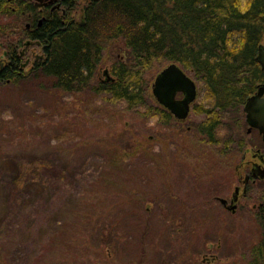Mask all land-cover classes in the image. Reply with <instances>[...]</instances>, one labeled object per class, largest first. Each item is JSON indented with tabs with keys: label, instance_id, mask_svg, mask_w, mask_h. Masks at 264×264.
Here are the masks:
<instances>
[{
	"label": "rangeland",
	"instance_id": "obj_1",
	"mask_svg": "<svg viewBox=\"0 0 264 264\" xmlns=\"http://www.w3.org/2000/svg\"><path fill=\"white\" fill-rule=\"evenodd\" d=\"M12 18L0 15V23ZM127 53L120 40L104 43L91 82L106 78L104 69L111 75L113 62ZM160 67L146 76L147 104L130 110L94 91L53 95L38 69L0 84L6 264H248L259 238L252 205L264 184L250 186L235 213L214 196L229 197L237 183L238 140L247 144L259 135L246 133L244 111L240 125L222 113L217 143L203 147L208 165L202 162L193 136L205 117L200 108L211 105L202 81L187 72L197 96L185 121L142 114L159 105L150 83ZM182 135L195 140L189 151L178 141ZM88 212L96 214L89 224Z\"/></svg>",
	"mask_w": 264,
	"mask_h": 264
},
{
	"label": "trees",
	"instance_id": "obj_2",
	"mask_svg": "<svg viewBox=\"0 0 264 264\" xmlns=\"http://www.w3.org/2000/svg\"><path fill=\"white\" fill-rule=\"evenodd\" d=\"M7 4L0 0V13L9 12ZM84 16L83 25L49 35L46 60L37 69L51 83L52 94L94 91L108 94L103 96L108 103L123 101L124 110L135 109L147 104L146 76L155 66L176 62L203 82L211 101L200 108L205 117L193 131L200 143L198 158L208 165L203 147L217 143L221 114H231L234 125H240L245 99L264 83V69L256 59L264 42V0H94L85 6ZM111 40L122 41L128 53L113 62L112 80L94 84L104 43ZM142 114H155L165 123L174 120L162 105H149ZM194 139L182 135L178 141L189 151ZM88 213L89 224L96 214ZM254 215L259 238L250 248L248 264H264V204ZM4 261L0 250V264Z\"/></svg>",
	"mask_w": 264,
	"mask_h": 264
},
{
	"label": "flooded vegetation",
	"instance_id": "obj_3",
	"mask_svg": "<svg viewBox=\"0 0 264 264\" xmlns=\"http://www.w3.org/2000/svg\"><path fill=\"white\" fill-rule=\"evenodd\" d=\"M7 1L9 4L6 8L9 12L0 15L7 17L11 15L13 18L9 22L4 20L0 23V84L24 78L39 68L47 57L49 35L72 25H83L85 6L94 0ZM79 4L84 5L79 6L80 19L77 20L75 12ZM181 96V93L177 94V97ZM172 118L177 122L186 120H177L173 115ZM245 123L246 133L255 130L259 139L251 140L247 144L241 139L238 140L237 149L240 151V157L234 167L237 183L229 197L214 196L222 208L231 213H235L241 206L242 199L250 193V186L257 182L264 184V140L257 128L249 129L246 120ZM259 197L261 201L258 205L256 203L252 205L257 211L264 204V185ZM219 198H224L225 201L221 202Z\"/></svg>",
	"mask_w": 264,
	"mask_h": 264
},
{
	"label": "water",
	"instance_id": "obj_4",
	"mask_svg": "<svg viewBox=\"0 0 264 264\" xmlns=\"http://www.w3.org/2000/svg\"><path fill=\"white\" fill-rule=\"evenodd\" d=\"M256 59L264 69V42L258 47ZM107 80L113 77L108 69H104ZM150 89L155 100L166 108L177 120H185L189 114L191 104L197 96L195 80L176 62H169L154 76ZM181 93V97L177 94ZM243 111L245 120L251 127L259 130L264 140V83H259L255 92L244 101ZM224 202V198H219Z\"/></svg>",
	"mask_w": 264,
	"mask_h": 264
}]
</instances>
